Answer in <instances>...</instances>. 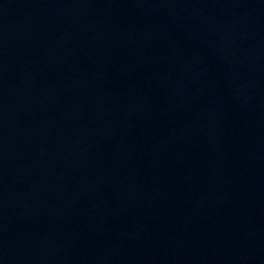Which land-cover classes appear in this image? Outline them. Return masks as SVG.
<instances>
[{
  "label": "water",
  "instance_id": "water-1",
  "mask_svg": "<svg viewBox=\"0 0 264 264\" xmlns=\"http://www.w3.org/2000/svg\"><path fill=\"white\" fill-rule=\"evenodd\" d=\"M0 264H264V0H0Z\"/></svg>",
  "mask_w": 264,
  "mask_h": 264
}]
</instances>
